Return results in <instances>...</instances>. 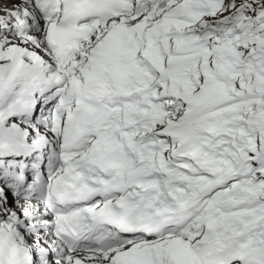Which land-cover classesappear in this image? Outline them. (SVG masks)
I'll return each mask as SVG.
<instances>
[{
	"label": "snow or ice",
	"instance_id": "obj_1",
	"mask_svg": "<svg viewBox=\"0 0 264 264\" xmlns=\"http://www.w3.org/2000/svg\"><path fill=\"white\" fill-rule=\"evenodd\" d=\"M0 264H264V0H0Z\"/></svg>",
	"mask_w": 264,
	"mask_h": 264
}]
</instances>
